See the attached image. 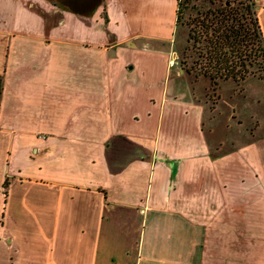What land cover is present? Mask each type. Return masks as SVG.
<instances>
[{
  "label": "crops",
  "instance_id": "crops-1",
  "mask_svg": "<svg viewBox=\"0 0 264 264\" xmlns=\"http://www.w3.org/2000/svg\"><path fill=\"white\" fill-rule=\"evenodd\" d=\"M177 3L0 0V264H264V119L198 93Z\"/></svg>",
  "mask_w": 264,
  "mask_h": 264
},
{
  "label": "trees",
  "instance_id": "trees-1",
  "mask_svg": "<svg viewBox=\"0 0 264 264\" xmlns=\"http://www.w3.org/2000/svg\"><path fill=\"white\" fill-rule=\"evenodd\" d=\"M207 1L211 6L204 9L205 3L197 4V0H178V25L186 23L183 18L187 9H196L197 15L187 25H190L189 40L202 57L190 63L188 56L183 54L180 60L183 68L195 73L196 77L205 75L215 82L245 80L254 67L264 70V38L255 1ZM215 3L217 6L212 7ZM2 91L3 75L0 73V102Z\"/></svg>",
  "mask_w": 264,
  "mask_h": 264
},
{
  "label": "rangeland",
  "instance_id": "rangeland-1",
  "mask_svg": "<svg viewBox=\"0 0 264 264\" xmlns=\"http://www.w3.org/2000/svg\"><path fill=\"white\" fill-rule=\"evenodd\" d=\"M253 1H255V5L257 6V1ZM218 2L219 5L220 1ZM196 3L200 5L205 3V6L203 7L204 9L211 6L210 2L207 0H197ZM215 6H217V3L212 4V7ZM196 15V9L190 7L186 10L183 18V22L186 21V23L178 25L175 39V49L179 55V60H181L182 55L185 54L188 56L190 63L193 59H202V57H199L196 48L193 46V41L189 40L190 25H187V23ZM192 74L195 76V80L197 81L195 86L198 89V93L200 95L203 93L206 94L204 98L208 99L209 104H213L218 101V98L220 99V94L222 93V103L224 106H230L231 103H234V107L236 108V117L240 115V118L249 120L255 111L258 112V110H260L264 119V70L262 68L254 67V71L251 72L245 80L241 81L228 79L215 82L208 76L199 75L196 77L195 73ZM232 88L234 93L231 92ZM200 90H202L203 93H201Z\"/></svg>",
  "mask_w": 264,
  "mask_h": 264
}]
</instances>
